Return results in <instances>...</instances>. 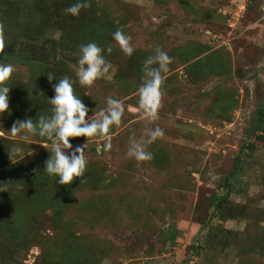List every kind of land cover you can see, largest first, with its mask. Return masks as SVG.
Returning a JSON list of instances; mask_svg holds the SVG:
<instances>
[{
	"label": "rangeland",
	"instance_id": "1",
	"mask_svg": "<svg viewBox=\"0 0 264 264\" xmlns=\"http://www.w3.org/2000/svg\"><path fill=\"white\" fill-rule=\"evenodd\" d=\"M95 1L101 21L112 26L101 36L103 48H111L104 57L112 69L92 85L80 86L93 105L86 116L91 119L107 111L106 97L120 101L123 113L119 125L110 128V150H98L103 144L99 136L69 143L72 148L84 147L88 165L102 166L105 174L123 180L112 200L133 197L139 208L127 211L113 202L115 227L97 232L110 241L112 252L97 263L264 264V246H258V242L264 245L258 236L259 227L264 228V133L246 136L249 127L256 129L255 110L264 102V0ZM73 17L75 31L80 21ZM117 28L130 37V56L112 39ZM48 34L57 37V32ZM157 46L172 62L169 72L162 74L166 78L157 118L151 120L139 108L135 84L142 80L144 60ZM180 47H187L184 61L176 51ZM213 53L227 60L223 68L210 71L219 61ZM77 60L65 59L74 75ZM192 63L200 81L186 78L185 68ZM13 68L24 80V68ZM219 84L234 90L228 117L219 114L216 106ZM4 113H0V136L19 146L16 158H26L44 145L32 136L22 140L20 134H13ZM155 127L163 130V136L145 146L153 154L151 160L128 157L130 142H143ZM242 145L251 149L242 151ZM237 155L241 161L231 171ZM158 159L166 167H155ZM230 173L228 204L245 207L241 212L246 218H232L226 211L209 217L208 201L223 192L222 179ZM77 199L88 201L86 191H80ZM64 213L70 216L67 210ZM73 229L82 235L77 222ZM165 230L173 234L171 239ZM39 231L52 241L48 228ZM39 231L32 236L41 235ZM75 241L82 242L80 237ZM38 254L37 245L28 249L24 245L12 249L6 264H34Z\"/></svg>",
	"mask_w": 264,
	"mask_h": 264
},
{
	"label": "trees",
	"instance_id": "2",
	"mask_svg": "<svg viewBox=\"0 0 264 264\" xmlns=\"http://www.w3.org/2000/svg\"><path fill=\"white\" fill-rule=\"evenodd\" d=\"M75 2L76 0H0V25L3 26L0 63L23 67L25 70L24 80L21 81V76H17L14 70L5 81L10 87L7 94L8 108L4 113L7 119L5 122L11 125L8 129L11 130L17 121L31 119L35 124L39 116L51 115L52 106L48 103V98L54 95L52 85L65 75L73 81V94L89 110L92 108V102L82 93L81 85L76 82L74 72L69 70L65 59H77L79 46L89 41H94L105 49L101 36H106L112 26L101 21L95 12L96 1L89 0V6L82 8L75 16L80 23L74 31L71 28L74 17L65 14L64 9ZM49 32H57V37L50 36ZM186 48L176 50L183 57L182 61L187 59L183 55ZM102 54L105 56L104 52ZM212 56L219 61L216 66L210 67V71L219 70L227 59L217 57L218 54L214 53ZM192 66L185 68L186 78L200 81L201 76L196 77L199 73L196 72L194 63ZM49 74L54 78L52 81L47 78ZM141 83L142 80L136 81V90ZM215 92L218 113L228 117V111L234 107V90L219 84L215 86ZM255 112L256 129L249 127L246 131L248 137L264 133V102ZM32 137L44 145L35 147L26 158H16L17 151L14 150H18L19 146L11 139L0 136V264H6L12 258V249H20L24 245L25 249L31 245L39 247L34 264H98V260L109 257L112 252L110 241L106 237L102 239L97 232L115 227L113 202L121 203L119 206L130 211V208L136 209L134 198L127 197L124 202L125 197L118 196L112 200L113 191L120 187L117 184H121L123 180L117 182L118 176H108L102 166L97 168L95 164L86 163L84 174L74 177L69 184H57V178L49 176L43 169L44 162L51 154L50 142L39 136ZM82 138L84 137H71L69 141L75 143ZM245 148L251 149V146L242 145L240 149L243 151ZM240 161L239 155L234 157L231 171ZM154 166L161 168L165 164L162 159H158ZM232 176L231 173L226 174L222 179L223 192L214 194L209 199L208 207L212 210L209 217L223 216L226 211L230 212L227 215L232 218H246L241 212V208L245 207L237 208L236 205L233 207L228 204L227 196L231 190L229 180ZM82 190L86 191L88 201L77 199ZM66 210L70 213L69 217L64 213ZM76 222L82 228V235L74 232L73 225ZM46 228L53 234L52 241L39 231ZM38 231L41 235L32 236ZM258 231L259 241L262 242L263 226ZM163 233L170 234V230ZM232 234L236 236L237 232ZM78 237L82 241L80 245L75 241ZM172 237L173 234L168 236L169 239ZM218 242L223 244L220 239ZM258 246L264 245L258 242ZM242 261L243 258L240 263Z\"/></svg>",
	"mask_w": 264,
	"mask_h": 264
},
{
	"label": "clouds",
	"instance_id": "3",
	"mask_svg": "<svg viewBox=\"0 0 264 264\" xmlns=\"http://www.w3.org/2000/svg\"><path fill=\"white\" fill-rule=\"evenodd\" d=\"M89 6V0H76L75 3L64 9L65 14L77 16L82 8ZM264 11V7L261 8ZM3 26L0 25V49H3ZM112 39L119 46L125 56H130L133 48L130 46V37L125 35L119 28L112 33ZM102 52H111V48L102 49L94 41L81 44L78 48L79 57L78 70L75 73L76 82L81 86H90L93 82L105 76L112 65L106 61ZM172 58L162 51L158 46L154 54L148 56L142 66V83L138 87V105L147 118H157L162 95L161 85L166 78L162 74L169 72V65ZM155 65V66H153ZM14 68L11 64L0 63V113L7 108L8 92L10 87L5 84ZM114 71V69H113ZM49 81L54 78L51 74L47 76ZM52 85L54 95L48 98L52 106L51 115H41L35 124L31 119L17 121L11 127L13 134H20V139L26 140L29 136H39L50 142L51 154L44 162V171L49 176H55L56 183L69 184L74 177H80L85 172L86 158L84 147L72 148L69 143L71 137H95L103 139L102 149H111V136L109 130L118 126L123 113L120 101L112 97H106L107 111L101 110L95 118L86 116L89 109L81 102L80 98L73 94V81L67 76L61 77ZM163 136V130L159 127L152 129L143 142L132 140L127 149L126 155L136 161L151 160L152 154L145 150V146L151 144L157 138ZM71 149L68 152L65 150ZM18 151V150H14Z\"/></svg>",
	"mask_w": 264,
	"mask_h": 264
}]
</instances>
